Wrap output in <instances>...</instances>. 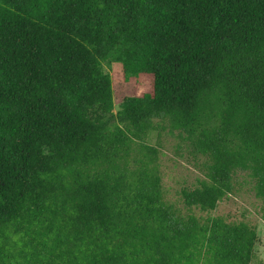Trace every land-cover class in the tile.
<instances>
[{
	"label": "trees",
	"instance_id": "16d2710c",
	"mask_svg": "<svg viewBox=\"0 0 264 264\" xmlns=\"http://www.w3.org/2000/svg\"><path fill=\"white\" fill-rule=\"evenodd\" d=\"M114 63L153 78L115 113ZM166 127L185 207L244 173L264 222V0H0V264H252L254 227L164 201Z\"/></svg>",
	"mask_w": 264,
	"mask_h": 264
},
{
	"label": "rangeland",
	"instance_id": "374dc122",
	"mask_svg": "<svg viewBox=\"0 0 264 264\" xmlns=\"http://www.w3.org/2000/svg\"><path fill=\"white\" fill-rule=\"evenodd\" d=\"M104 71L110 74L113 85L114 110L126 97H141L152 93L153 78L151 75H139L128 81L124 79L122 67L118 63L110 67L104 66ZM150 145H161L159 168L162 178L163 196L166 204L171 205L181 215L194 214L206 219L222 217L228 222H244L256 229L259 242L254 249L252 264H264V222L261 219V201L255 197L253 184L244 173H238L234 178L232 194L222 199L213 211H201L197 208H187L181 198V190L193 188L204 178L201 169V159L189 153V149L180 141L177 131L168 127L160 133L149 134Z\"/></svg>",
	"mask_w": 264,
	"mask_h": 264
}]
</instances>
